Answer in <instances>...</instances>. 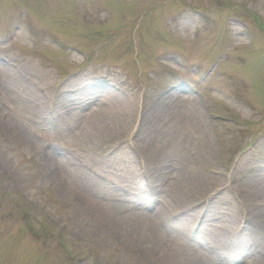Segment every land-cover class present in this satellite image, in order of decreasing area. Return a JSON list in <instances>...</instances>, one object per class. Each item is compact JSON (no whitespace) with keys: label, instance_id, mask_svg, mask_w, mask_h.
Masks as SVG:
<instances>
[{"label":"rangeland","instance_id":"1","mask_svg":"<svg viewBox=\"0 0 264 264\" xmlns=\"http://www.w3.org/2000/svg\"><path fill=\"white\" fill-rule=\"evenodd\" d=\"M0 62V264H264V0H0Z\"/></svg>","mask_w":264,"mask_h":264},{"label":"bare ground","instance_id":"2","mask_svg":"<svg viewBox=\"0 0 264 264\" xmlns=\"http://www.w3.org/2000/svg\"><path fill=\"white\" fill-rule=\"evenodd\" d=\"M6 63L5 62H0V71L5 69ZM95 118H97V120L101 119L104 120L106 118L105 114H97L95 116ZM199 118H202V114H200L199 110H193L191 113V118L190 119H186L184 121V124L186 126H188L189 128L192 129V131H196V132H200L201 130H203V125L202 123H200ZM6 121L1 120L0 121V125L1 127L4 126ZM90 132L92 134H99V133H107L110 132L111 134H113L114 132V127L113 125L111 126H104L102 127L101 124L98 125L97 124H91L89 126ZM16 135H21L22 133L17 129L15 131ZM188 139V135H185L184 140ZM186 143V142H185ZM42 155V157H45V160L47 162V173L48 175L54 177L55 181H57V179L55 178V172L54 171H50L52 169V161H51V157L48 155V153H43V151L40 153ZM152 158H154V162L155 163H159L157 156H152ZM151 158V160H152ZM50 171V173L48 172ZM260 183L262 184L261 186H259L260 188L262 186H264V175L261 174V178L259 179ZM57 185L59 187L64 186L65 184L67 186L62 187L61 189L63 191H68V195L74 200V202L80 204L82 206V208H84L86 210V212L88 214H90L93 218H95L97 221L101 222V223H112V224H116V223H126V222H132L133 224H138V225H142L140 227H137L138 230H142L141 228H143V230L148 231L149 234V239L152 238V234L155 232L157 235V237H159V234L161 233V231L159 229L156 228V224H154L152 221H150L149 219H143V218H139L136 216H131V215H126L124 214V210L125 207L124 204L118 202V204H116L114 202V204H112V206H110V211H106L104 209H101V206L96 203V196H94L91 192L86 191V192H81L80 190H75L74 188H69V184L68 182H64L63 180H58ZM200 187H196L191 185H183L182 187H178L175 188L171 191V195L173 200H179L182 197H185V199L183 198L181 201H189L192 200L194 194H199L201 192H203L206 187H205V183L202 182L200 184ZM190 189V191H189ZM193 189V191H192ZM189 191V194H188ZM256 196H258V193H254ZM261 196V195H260ZM117 212V213H116ZM123 213V214H122ZM261 215V214H260ZM128 222V223H129ZM158 225V224H157ZM161 226V225H160ZM162 227V226H161ZM136 230V229H135ZM177 230H180L179 228H177ZM159 233H158V232ZM183 233V231H182ZM165 249H167L169 254L168 258H173L174 261H182L184 263V261L186 263L184 264H193L194 260H189L188 256H189V251H187L182 245H178L177 242H175L173 240V238H171V236L169 234L166 233V241H165ZM162 244H164V240L162 241ZM161 257V256H160ZM163 259V257H161ZM188 258V260H187Z\"/></svg>","mask_w":264,"mask_h":264}]
</instances>
